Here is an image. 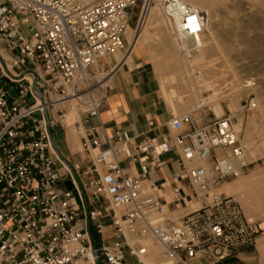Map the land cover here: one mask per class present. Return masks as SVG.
<instances>
[{"label": "built area", "instance_id": "built-area-1", "mask_svg": "<svg viewBox=\"0 0 264 264\" xmlns=\"http://www.w3.org/2000/svg\"><path fill=\"white\" fill-rule=\"evenodd\" d=\"M136 1L0 0V78L15 84L13 96L0 87V264H83L89 255L93 264L214 263L256 249L264 237L263 219L246 216L236 195L217 192L253 163L231 112L201 123L192 111L172 114L161 141L148 135L153 121L138 141L106 128L104 57L124 46ZM164 3L176 46L186 49L184 40L194 50L203 10ZM67 99L77 106L71 123L86 155L74 163L54 136L70 119L55 102ZM169 152L197 202L178 219L167 217L146 182ZM126 160L137 162L135 173L121 165ZM173 193L179 199V189ZM154 246L161 251L148 262Z\"/></svg>", "mask_w": 264, "mask_h": 264}, {"label": "rangeland", "instance_id": "rangeland-1", "mask_svg": "<svg viewBox=\"0 0 264 264\" xmlns=\"http://www.w3.org/2000/svg\"><path fill=\"white\" fill-rule=\"evenodd\" d=\"M185 1L189 2L190 0ZM155 2H157L158 4H155ZM144 3L145 0L136 1V4L133 7L130 15L129 29H136V26H138L139 23H137V21L140 19L141 10ZM151 3L153 4V0H150V4ZM198 6L203 9H206L204 8V5L200 6L198 4ZM153 14L154 18L158 20V25H155V34H152L148 47H137L135 48L133 53L134 55H144V58L148 62V67L153 73L156 82L157 92L163 100L164 105H166L173 114L180 115L182 113L188 112L189 109L187 105H189L190 110L191 108H194L192 112L197 121H202L204 116H206V118H212L213 115L220 116L224 113H232V111L228 108V104L230 103L228 97H222V94L218 90H213V88L219 84L216 81V78L218 77V75L216 74H219V77H221V73H217V68L219 69V67L217 66L219 63H221V61L225 63L224 68H222L224 69L226 75L224 72L223 73L225 77H232L230 78V80H227L228 82H230V86L228 85L229 91H233L236 94L235 99L237 100V112L235 114L232 113L233 120L236 123L238 118L242 119V124L240 128L241 139L243 140L245 145L246 143H249V147L253 149L257 148L256 150H258L260 156L257 159L252 158L253 163L244 171V173L239 178L229 181L223 186H227L228 184H234L236 183V181L238 182V180H240L241 182L243 181L245 186L241 191L242 196L239 195L237 197L245 215L248 216L245 212V207H247L249 211L253 213V218L255 217L254 219L264 220V49H230L231 52L229 50V52L227 53L228 55L226 54V56L225 54L219 51L220 49H209V47L208 49L211 51L207 52L208 49L206 47H212V45H214L215 43L214 39L211 38L209 39V44H205L204 39L203 41H200L196 46H193L196 47L193 48V52L185 54L177 50L178 47L176 46L174 41L173 32L171 30V24L169 23L168 19L169 17L165 13V7L161 5L159 0L154 1ZM152 29H154V27ZM210 30L213 31L212 28H209V32H211ZM207 32L208 31H205V33ZM167 33L169 34V37L167 36ZM254 36H256V38L259 37L260 39L258 38V40L262 41L261 37L258 36V34H252V37ZM164 37H166V39ZM126 44L127 42L125 40V45ZM199 44H203L202 47ZM189 46L185 45L186 48H189ZM203 49L206 52H204ZM203 53H205V55ZM183 57L185 59H183ZM194 57L195 59H193ZM192 60L194 62L196 61L195 64ZM189 61L191 62V64ZM215 62L219 63L215 64ZM109 69L110 67L108 66V70ZM172 70L175 72L176 77L179 80H177V84L172 82L173 86L171 85L172 83L168 82L167 84V78L165 76L168 72H171ZM202 72L204 73L203 80H201L200 78V74ZM197 79H199V81ZM249 83L251 85L245 86ZM180 84L182 86H180ZM177 85L178 88L176 89L180 91L181 94L180 100L179 98H177L178 96L169 97L171 95L170 93L168 94V89H170L171 87H176ZM222 86L223 85H221L220 87ZM228 86L226 87L227 89ZM164 88L167 91H165ZM99 92L100 90L98 89L94 91L95 94ZM165 92L167 95L165 94ZM166 97L170 101L172 99V101L170 102ZM176 99H178L177 102H175ZM170 103L173 104L171 105ZM215 104H220L222 107V111L216 109V107L214 106ZM56 108H65L68 111L69 117L71 116V113L73 111L67 106H56ZM67 121L69 123L66 129V133L67 135L71 134L77 138L79 143V151L73 153L70 148L69 151L63 148V131L59 129V132H55L54 136L59 145L61 146L60 151H62V153H64V157L67 158L68 156L70 158L76 155L85 157L86 155L81 152L82 147L80 144L79 136L76 133L75 129H73L74 126L71 123V120L68 119ZM69 128H71L73 131ZM124 164V161L121 162V165L124 166ZM111 242L112 241H108L109 244ZM262 244L264 245V237H262L258 241L256 249L248 251L252 255L255 264H264V246H262Z\"/></svg>", "mask_w": 264, "mask_h": 264}, {"label": "crops", "instance_id": "crops-1", "mask_svg": "<svg viewBox=\"0 0 264 264\" xmlns=\"http://www.w3.org/2000/svg\"><path fill=\"white\" fill-rule=\"evenodd\" d=\"M22 62L32 67L31 64L28 65L26 60ZM13 70L18 72L19 68L16 67ZM110 70L106 79V85L108 84L106 95L100 106V116L108 131L125 129L134 136V141H138L139 135L147 130L148 122L153 121L156 128L148 135L156 136L157 141L167 137L169 129L166 122L173 113L164 105L159 96L153 73L148 67L144 55H134L133 53ZM14 86L15 84L0 78V87L8 90L10 96L15 95ZM70 120L73 121L72 116H70ZM205 120H207L206 116L198 122L201 123ZM92 122L95 123L96 119H92ZM55 132H59V129H56ZM62 135V146L69 151L70 146L67 142L66 131ZM56 143L60 151L61 146L57 140ZM60 152L64 156V153ZM161 158L165 161L164 165L150 171L146 176V182L152 186L155 194L160 196L161 201L165 204L167 217L178 219L197 206L194 191L187 178L182 174L181 167L175 160V155L172 152L164 153ZM68 159L74 163L79 159V155L70 158L68 156ZM124 162L125 164L122 166L126 168L129 166L131 172L135 173L138 170L137 162H128V160ZM59 186L70 188L71 183L63 181L59 183ZM175 188L179 189V199L174 198L173 190ZM189 264H255V261L247 251L214 263L203 257H196L191 259Z\"/></svg>", "mask_w": 264, "mask_h": 264}, {"label": "bare ground", "instance_id": "bare-ground-1", "mask_svg": "<svg viewBox=\"0 0 264 264\" xmlns=\"http://www.w3.org/2000/svg\"><path fill=\"white\" fill-rule=\"evenodd\" d=\"M154 1H156V0H153V4L152 3L150 4V0H145V3H144L142 10H141V16L139 19V24H138L136 29H129V26L126 28L125 40H126L127 44L126 45L124 44V46L122 48H120L119 50H117L113 53L107 54L104 57V61L107 63V65L111 69L114 68L115 65L117 63H119L120 61L129 58V56L131 54H133V51L135 50V48H137V47L142 48V46L148 47L150 40H151V37H152V34L154 33V30H156L155 25L156 26L158 25L157 24L158 20L156 18H154V16H153L154 15L153 14ZM159 1H160L161 5L163 7H165L164 0H159ZM190 1L188 3H190L196 7H199L198 6V4H199L200 6L204 5V8H206V9H203V8L199 7L203 10V12L205 14V22H204V29H203L202 33L198 35V37H199V42L203 41L205 39L204 40L205 44H207V43L209 44V39H211V38L214 39V41H215L214 45H212V47L206 45V46H208V47H206L207 49L209 47H210L209 49H211V48L212 49H220L219 51L225 55L229 52L230 49H233V50L234 49H247V50L248 49H264V0H190ZM155 4H158V3L155 2ZM195 4H197V5H195ZM159 19H161V18H159ZM168 19H169V23L171 24V30L173 32V29H174L173 20L170 17ZM153 27H154V29H152ZM209 28L213 29V31L210 30L212 32V35H211V32H209ZM205 31H208V32L205 33ZM252 34H254V35L258 34V36L261 37L262 41L258 40L259 37L258 38H256V36L252 37ZM167 36L169 37L168 33H167ZM164 38L166 39V37H164ZM211 42H212V40H211ZM182 44H184V47H185V45H187L186 41H184V40H182ZM190 45H193V44H190ZM202 45H200V46L202 47ZM187 46H189V45H187ZM204 49H203V51L206 52ZM209 49L207 52L211 51ZM177 50L179 52H183L185 54H189V53L194 51V50H188V48H186L184 50H180V49H177ZM230 52H231V50H230ZM203 54L205 55V53H203ZM182 55H184V54H182ZM183 59H185V58L183 57ZM193 59H195V57ZM197 59H198V57H197ZM195 62L193 61L194 64H195ZM217 63H219V62H217ZM217 63L215 62V64H217ZM190 64H191V62H190ZM200 64H197V65H200ZM224 64L225 63L221 61V63H219L217 66V67H219V69L217 68L218 71L217 70L216 71H217V73H221V77H219L220 76L219 74H216V75H218L219 78L217 76H216L217 78L216 77L215 78L217 79L216 81L219 84L217 86H215L213 88V90L214 91L218 90L222 94V97H228V99L230 100V103L228 104V108L232 111L233 114H235L237 112L236 111L237 100L235 99L236 94L233 91H229V86H230L229 83L230 82H228L227 80H230V78H232V77L231 76L230 77L224 76V73H225L224 69H223ZM179 71H180V69H179ZM214 73H215V71H214ZM108 75L106 77H104L102 80H100L99 86H101V87L106 86V79H107ZM203 75H204V73L202 72L200 74L201 80H203ZM225 75H226V73H225ZM165 76L167 78V84H168V82L169 83H172V82L176 83L178 80V78L176 77V74L173 70L171 72H168ZM197 80L199 81V79H197ZM164 81H165V79H164ZM171 85L173 86V83ZM211 85H212V83H211ZM221 85H223V86L220 87ZM248 85H251V84L249 83V84H246L245 86H248ZM180 86H182V85L180 84ZM227 86H228V89L226 88ZM160 88H163V87H160ZM176 88H178V85L176 87H171L170 89H168L169 90L168 94L170 93V95H171L169 97H172V96L177 97L178 96L177 98H179V100H180L181 94H180V91H178ZM164 90H165V88H164ZM231 90H232V88H231ZM165 91H167V90H165ZM165 94H166V92H165ZM177 100L178 99H176L175 102H177ZM169 101H168V103H169ZM171 101H172V99H171ZM175 102H173V103H175ZM197 105H199V104H197ZM56 106H58V107H60V106L66 107L67 106L68 108L73 110L75 113L77 111V107L71 99H67L64 101H56L55 107ZM173 106H176V105H173ZM187 106L189 109L188 111L194 110V108L193 109L191 108V110H190L189 105H187ZM214 106L216 107V109H219L222 111V107L220 104H215ZM241 120H242L241 118H238L237 122L236 123L234 122L235 128L238 131H240V128H241V124H242ZM68 123L69 122L67 121L66 129L68 127ZM69 129H71V128H69ZM67 142H68V145L70 146L72 152H75V151L78 152L79 151V143H78V140L75 136L69 134L67 137ZM245 146L249 152L251 159L252 158L257 159L260 156V153L258 152V150H256L257 148L253 149V148L249 147V143H246ZM223 185H225V183L221 185L222 187L220 186L218 188V190H217L218 193L220 192L223 194L236 195V196H239V195L242 196L241 191L243 190V188L245 186L244 182L243 181L241 182L240 180H238V182L236 181V183H234V184H228L227 186H223ZM245 212L248 215V217L253 218V213H251V211H249V209L247 207H245ZM262 246H264V245L262 244ZM151 251H152V256L149 258L148 262H152L156 259V257L158 256V254L161 251V248L159 246H154V247H152ZM84 263L85 264L86 263L93 264L92 256L89 255V260L87 262H84Z\"/></svg>", "mask_w": 264, "mask_h": 264}]
</instances>
